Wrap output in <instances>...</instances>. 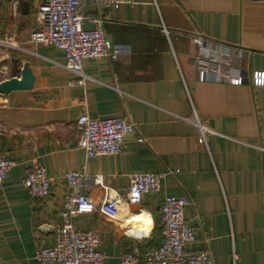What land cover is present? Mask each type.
<instances>
[{
	"label": "crops",
	"instance_id": "1",
	"mask_svg": "<svg viewBox=\"0 0 264 264\" xmlns=\"http://www.w3.org/2000/svg\"><path fill=\"white\" fill-rule=\"evenodd\" d=\"M41 1L0 0V82L20 77L26 62L36 76L31 90L0 92V153L16 161L0 184V264H39L38 248L63 222L62 174L84 166L119 193L132 174H166L159 192L118 220L99 211L105 191L91 185L98 209L75 221L99 233L103 264L160 245L166 195L191 199L185 216L197 241L188 251L209 250L215 264H264V86L247 77L201 79L195 58L206 48L192 40L226 45L244 76L264 71V0H134L119 7L83 0L82 14L102 16L118 49L115 61H84V85L66 68L63 49L30 41ZM85 111L135 123L117 154L86 158L76 129ZM196 117L209 128L207 146L198 142ZM40 166L53 179L46 199L22 183Z\"/></svg>",
	"mask_w": 264,
	"mask_h": 264
},
{
	"label": "built area",
	"instance_id": "2",
	"mask_svg": "<svg viewBox=\"0 0 264 264\" xmlns=\"http://www.w3.org/2000/svg\"><path fill=\"white\" fill-rule=\"evenodd\" d=\"M83 0H42L37 11L38 25L30 34V41L61 48L66 53L65 66L78 74L77 84L84 85V61L87 59H118V49L104 29L102 16H88L81 12ZM100 6L119 7L134 0H95ZM89 22L91 29L84 27ZM166 32L168 30L164 29ZM192 40L206 50L195 58L200 78L217 81L229 80L242 83L244 77L254 86H264V71H254L244 76L234 61V54L226 45L211 44L200 36ZM199 127L198 142L207 146L209 128L196 117ZM78 146L85 151L86 158L117 154L126 138L135 129V123L122 117H94L87 111L76 121ZM16 161L0 153V184L5 182ZM170 173V172H168ZM167 173V174H168ZM166 174L138 172L132 174L126 193L113 190L103 174H90L86 166L82 170H68L62 174L65 184L63 196L62 224L54 229L52 242L38 248L36 259L39 264H103L106 253L102 251V240L96 231L77 228L75 218L92 214L98 207L89 193L92 184L105 191L99 211L110 220H118L127 207L143 203L147 194L157 193L162 188ZM36 199H46L52 193L53 179L44 166L29 172L22 180ZM191 203L186 195H166L160 206L162 239L158 247L141 252L138 248L128 250L121 264H215L209 250L188 251V246L197 241V227L190 224L185 208ZM236 259V254L234 255Z\"/></svg>",
	"mask_w": 264,
	"mask_h": 264
},
{
	"label": "water",
	"instance_id": "3",
	"mask_svg": "<svg viewBox=\"0 0 264 264\" xmlns=\"http://www.w3.org/2000/svg\"><path fill=\"white\" fill-rule=\"evenodd\" d=\"M36 76L30 63L26 62L22 68L21 76H14L0 82V92L10 93L15 90H31L34 87Z\"/></svg>",
	"mask_w": 264,
	"mask_h": 264
}]
</instances>
